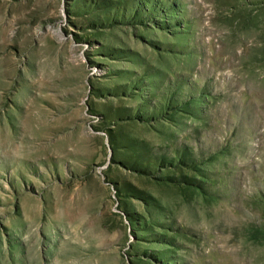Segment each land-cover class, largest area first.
<instances>
[{
	"label": "rangeland",
	"instance_id": "374dc122",
	"mask_svg": "<svg viewBox=\"0 0 264 264\" xmlns=\"http://www.w3.org/2000/svg\"><path fill=\"white\" fill-rule=\"evenodd\" d=\"M0 264H264V0H0Z\"/></svg>",
	"mask_w": 264,
	"mask_h": 264
}]
</instances>
